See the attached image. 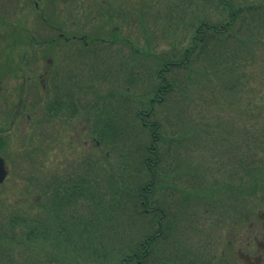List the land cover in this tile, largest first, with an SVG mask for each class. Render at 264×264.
<instances>
[{
    "label": "trees",
    "instance_id": "obj_1",
    "mask_svg": "<svg viewBox=\"0 0 264 264\" xmlns=\"http://www.w3.org/2000/svg\"><path fill=\"white\" fill-rule=\"evenodd\" d=\"M75 1L78 0H45L44 8L48 4L50 12L43 20L41 15L36 16L37 22L47 21L55 33L29 40L33 60L39 59L40 54L47 56L42 70H49L45 76L48 82H41L43 89L48 90L46 113L51 112L50 117L62 121L77 119L80 115L83 130L98 143L94 145L96 158L83 156L86 158L81 161L83 165L92 164V169L88 171L80 164L73 178L78 183L71 185L68 181L66 186H55L56 194L60 195L61 190L69 194L68 190L81 191L86 187L80 199H87L89 206L93 201L102 205L108 198L119 201L112 205L121 203L130 212L121 218L126 220L128 214L133 218L136 228L140 229L134 232L131 226L130 233L138 239L119 246H114V241L108 244L109 250L102 248L101 243L109 237L121 238L126 234L121 221L115 224L116 215H97L92 207L88 215L80 217L70 211L64 219L66 223L60 220L58 227L52 219L8 208L0 217V264H221L218 258L204 256L199 247H185V241L179 236L185 206L197 213L203 209L196 204L192 208L190 194L203 195L208 190L196 177V188L192 185L195 178L185 151L190 147L191 138L199 137L204 130L193 128L186 113L194 100V81L199 83L204 75L222 73L224 80L227 74V81L223 82L227 92L244 81L239 66L252 59L255 38L263 40L264 0H156L155 10L138 14L122 7L114 10L111 7L117 5L112 4L104 6L101 12L93 11L91 15L97 19L94 24L87 22L91 15L78 13L79 8L73 12ZM137 15L145 37L144 47L123 35L128 20H134ZM158 21L164 24L160 37L152 33L147 37L151 24L158 25ZM163 36L168 48L157 52L156 46ZM115 44L126 49L117 53L112 50ZM76 59L78 64L73 61ZM29 64L26 62V66ZM60 76L64 79L60 80ZM35 78L38 82L36 73ZM228 82L230 87L226 88ZM88 89L94 98L91 101L81 96L82 91L88 96ZM174 97L181 111L170 121L168 110ZM136 124L145 138L139 143L134 141V148L126 150L124 145L132 139ZM3 144L0 141V147ZM117 149L121 154L118 155L121 170L116 167L110 173L105 190L96 170L102 160L111 164V150ZM110 164L106 168L112 170ZM246 164L241 162L240 168L243 167L245 176L251 177ZM171 165L178 169L177 176L183 187L172 183L176 175ZM250 180L255 181L253 177ZM169 188L179 194L166 192ZM249 189L244 187L243 192L249 194ZM238 190L242 192L241 187ZM216 191L212 188L207 196L212 197ZM66 199L70 201L69 196ZM212 204L204 205V210L208 211ZM232 205L234 202L230 206L236 210L237 205ZM241 213L238 209L239 217ZM174 216L180 221L173 230ZM91 228L99 230L96 244L87 233ZM62 229L73 231L78 237L75 246L81 242V247L73 246L69 236L64 239ZM40 240L48 247L38 252L34 246ZM159 242L162 247H157Z\"/></svg>",
    "mask_w": 264,
    "mask_h": 264
},
{
    "label": "rangeland",
    "instance_id": "obj_2",
    "mask_svg": "<svg viewBox=\"0 0 264 264\" xmlns=\"http://www.w3.org/2000/svg\"><path fill=\"white\" fill-rule=\"evenodd\" d=\"M112 4L117 6L111 7ZM75 5L73 12L79 8L77 9L78 13L88 17L94 13L93 11L101 12L106 5L114 8V10L116 7H122L138 14L140 11L145 12L144 10H155L157 1L78 0L75 1ZM48 12L50 9L47 4L44 13ZM24 13L26 21L19 22V15ZM36 15L38 16V14L29 11L26 0H0V132L4 133L5 138H7V144L3 148L7 153L4 151L3 153L7 157L9 167L6 180L0 185V217L8 208L20 209L28 213L29 216L55 215L54 211L49 210L46 199V185L52 180L47 178L50 175L48 171L54 172L57 166V168H61V171L65 165L68 168L76 156L78 158L81 156L83 159V156L92 155L96 158L93 148L95 140L83 130V117L81 118L79 115L77 119L72 121L71 127L69 124L65 126L58 121L46 122V120L43 121V118L41 119L43 123L38 122V125L33 126L35 121L33 118L29 119L28 114L36 119L38 116L33 115L35 108L31 107L29 111L24 108V105L30 102L32 98H34L33 100L41 99L42 104L36 110L39 112L44 108L43 103L47 101L44 90L38 89L40 94H37V88L34 82L33 84L31 82L32 76L30 79L25 77V75H30L32 71L43 74L44 59L47 56L40 54L39 59L34 60L28 57L27 64L29 62L30 64L27 68H22L23 70H20L18 66V57L23 50L29 49L31 38H40V36L45 38L47 35L52 33L54 35L55 33L54 30L51 31L47 23L40 22V20L37 22ZM87 22L94 24L97 19L91 15ZM119 25L120 28H123L122 24ZM151 25V30L146 32L147 37H150L151 33L152 36L160 37L164 24L158 21V25L156 22ZM152 27H154L155 32H153ZM124 29H126L124 36L136 42L140 47L145 46V37L140 30L138 15L134 20H128ZM258 42H264V35L263 40L255 38V44L251 46L253 55L251 58L253 60H246L243 65L239 66L241 68L239 70L245 76L240 86L235 85L233 89L227 92L228 90L223 87V82L227 81V74L224 80H222V73L217 76L204 75L199 83H196L197 80L194 81L193 88L196 89V92H194V100H192L190 110L186 113L193 128L199 127L198 129L204 130L199 137L196 135L191 138L190 147L185 151V155L190 160L193 169L192 175L194 178L201 179V184H205L208 190L203 195L190 194L192 208H195L196 204L197 207L202 206L203 209L197 213V210L185 206L181 216L183 221L179 225L182 234L179 236L182 241H185V247L189 249L190 247L192 249L199 247L204 256L211 255L210 258H218L221 264H264V45H259ZM166 48H168V43L163 36L159 39L156 51L161 52ZM123 49L126 48L119 44L112 46V50L117 53ZM73 61L77 63L78 60ZM231 67L234 68L233 65ZM34 80L36 82L35 77ZM228 85L230 87L229 82L225 85L226 88ZM84 94L85 92L82 91L81 96L83 95L85 101L94 99L90 95V89L87 90L88 96ZM19 100H21V106L17 108L16 105ZM180 111V106L174 97L168 110L169 120L176 119L175 115ZM37 126L38 130H35ZM135 126L136 129L131 132L132 139L129 138L128 144L124 145L125 149L127 147L134 148V141L139 143L145 138L137 124ZM42 130L50 135L44 148L39 136L41 134L39 131ZM23 135L26 138H23ZM110 155L112 156V170L106 168V164H110L107 160H102L96 170L97 178L105 190L108 188L106 181L110 173L113 174L116 167L121 170V160H118V155L121 154L118 149L111 150ZM245 158L246 161H244ZM241 162L242 164L248 163L246 168L250 169L251 177L245 176L242 172L244 169L243 167L240 168ZM92 166L89 164L86 167L87 170H91ZM170 168H174L173 165ZM44 170L47 171V176H45ZM173 172L176 179L172 183L183 187L184 183H181L177 176L180 175L178 169L174 168ZM184 173H190V171H184ZM184 173H181L182 178H184L182 176ZM252 177L255 179L254 182L250 180ZM196 178L193 183L191 181L195 188ZM248 180L250 183L252 182V186ZM240 187L242 192L238 190ZM244 187L250 188L249 194L243 192ZM212 188L213 191H218L213 192L212 197H208L207 191ZM84 189L86 190V187ZM166 192L172 195L179 194L174 188H169ZM106 193L108 194V192ZM114 202L119 201L108 198L103 201L102 205L98 201H93L89 206L86 200L82 201L78 198L72 205L66 207L71 202L64 204L60 195L59 198H53L51 206L58 207L63 224L66 223L64 219L68 209L74 210L79 217L88 215L87 212L90 207L94 209L93 211L97 215H116L115 224L121 221L122 224L120 225H122L126 235H122L121 238L113 237V239L109 237L108 241L101 243L102 248L109 250L108 244L111 245L114 241V246L129 245V243L135 242L138 238L135 234L131 237V226L134 232L140 229L136 228L137 225L133 222V218H129V214L126 220H122L121 215L123 216L129 211L125 210L121 203H116L113 206ZM209 202H212L214 207L210 206L206 211L204 205L209 204ZM232 202L235 203L232 206L236 207L237 205L236 210L230 206ZM238 209L242 212L241 217H239L240 214H237ZM12 212L18 213L17 211ZM172 219L174 220V230L180 218L174 216ZM62 233L64 239L70 237V243H73V246L78 244V237L73 231L69 232L62 229ZM87 233L96 244L97 238H99V230L91 228ZM40 241L34 246L38 252L41 251L40 248L48 247L46 242ZM75 247H81V242ZM157 247H162V243L159 242ZM246 257L248 260L244 261Z\"/></svg>",
    "mask_w": 264,
    "mask_h": 264
},
{
    "label": "water",
    "instance_id": "obj_3",
    "mask_svg": "<svg viewBox=\"0 0 264 264\" xmlns=\"http://www.w3.org/2000/svg\"><path fill=\"white\" fill-rule=\"evenodd\" d=\"M5 169H4V166H3V161L2 159L0 158V182L3 180L4 176H5Z\"/></svg>",
    "mask_w": 264,
    "mask_h": 264
}]
</instances>
